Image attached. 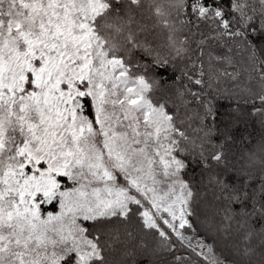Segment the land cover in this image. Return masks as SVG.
<instances>
[{
    "label": "snow or ice",
    "instance_id": "snow-or-ice-1",
    "mask_svg": "<svg viewBox=\"0 0 264 264\" xmlns=\"http://www.w3.org/2000/svg\"><path fill=\"white\" fill-rule=\"evenodd\" d=\"M0 264H264V0H0Z\"/></svg>",
    "mask_w": 264,
    "mask_h": 264
}]
</instances>
